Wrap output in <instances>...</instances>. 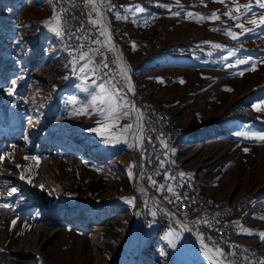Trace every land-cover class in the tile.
<instances>
[{
	"label": "rangeland",
	"instance_id": "rangeland-1",
	"mask_svg": "<svg viewBox=\"0 0 264 264\" xmlns=\"http://www.w3.org/2000/svg\"><path fill=\"white\" fill-rule=\"evenodd\" d=\"M235 3H250L251 11L239 20L224 16ZM103 4L130 62L143 115L155 106L174 113L181 127V141L169 147L164 166L191 174L184 179H193L224 205L237 202L240 246L250 252L249 260L264 259V240L259 236L264 232V143L238 135L264 134V112L253 108L264 103V25L247 22L264 15V9L256 0H228L227 6L216 0H178V4L177 0H103ZM136 6L145 11H128ZM214 11L219 20L197 22L187 16L188 12L209 16ZM54 13L49 0H0V156L4 157L0 205H9L0 207L5 210L0 221V264H94L95 238L102 242L103 264H110L134 205L126 202L132 191L125 179L130 132L126 136L119 132L131 118L106 128L99 123L105 118L91 109L86 114L74 111L90 101L93 80H112L127 101L129 95L113 51L106 48V56L99 52L92 56L95 65L101 61L109 65L99 76L89 72L82 78L83 62L74 63L81 46L83 51L95 49L99 45L93 41L103 38L100 26L89 22V17L96 18L91 6L84 26L64 27L63 37L44 23ZM237 23L250 30L242 32ZM226 30L238 38L232 39ZM217 44L221 47H213ZM241 59L251 63L236 64ZM13 81L14 94L9 95ZM72 98L79 102L75 109ZM109 137L111 141L105 142ZM161 140L167 144L163 136ZM139 176L197 235L194 223L150 184L142 164ZM12 188L16 191L9 196ZM141 209L143 235L128 250L124 264H210L181 234L165 238L179 232L151 201L141 199ZM36 226L47 227L52 234L39 251L40 239L32 234ZM241 226L253 234L242 232ZM215 247L223 249L226 261L246 264L225 246Z\"/></svg>",
	"mask_w": 264,
	"mask_h": 264
},
{
	"label": "snow or ice",
	"instance_id": "snow-or-ice-1",
	"mask_svg": "<svg viewBox=\"0 0 264 264\" xmlns=\"http://www.w3.org/2000/svg\"><path fill=\"white\" fill-rule=\"evenodd\" d=\"M201 2H203V0H201ZM216 2H219L221 4H225L227 6L228 4V0H216ZM86 5H90L92 8V11L96 13V18L93 19L92 17H89V22L93 25H99V34L101 37H103L104 39L101 40H94L93 43L100 45L101 47H107V49L109 51H113L114 50V46L112 45L111 42V36L108 32L107 29V25L104 23V18L103 15L101 13V8L100 5L98 3H96V0H85ZM177 4H178V0H177ZM256 4L259 8L264 9V0H256ZM206 6V5H205ZM252 5L250 3H235L232 7H228L227 11H225L223 13L224 16L229 17L232 20H239L240 16L243 14H246L248 12L251 11ZM111 10V9H109ZM129 12H135L137 14L139 13H143L145 11L144 8L140 7V6H136L134 8L128 9ZM233 13H235V15H233ZM172 15H180L179 12H173ZM187 16L190 18H196L197 22H203L204 20H219L220 19V15L218 14L217 11L212 12L209 16H204V15H198V14H194L192 12H188ZM117 18L119 17V14H117ZM125 19L127 17H124ZM249 24H252L254 26H261L264 25V15H260L258 18L257 17H253L252 19H249L247 21ZM47 26L50 27V30H52L57 36L59 37H63L64 35H66V31L64 29V24H66V22H62V16L59 13H54L53 17L44 22ZM237 28H240L242 30V32H247L250 29L245 28L244 24L242 23H237L235 25ZM227 34L232 38V39H237L238 36L235 32L231 31V30H226ZM133 47H135V45H133ZM213 47L216 48H220L221 45H213ZM83 46H81V51L79 54V58L78 60H75L74 63H81V66L79 68V71L82 75V78L86 77L87 74L90 72L93 75L99 76L101 73V69H107L109 67V65L104 62L101 61V63L99 65H95L94 61L92 59V56L95 55L96 53H100V55H103L102 52H100L99 48H95V49H88L87 51H83L82 50ZM233 55L232 52L228 53V56L231 57ZM228 57H225V59H227ZM117 66H118V74L121 75L122 77H124V79L127 81V88L128 91H133L132 86H131V82L128 79L127 76V66L123 63V60L121 57H117L116 61H114ZM251 63V60H238L236 61V64H249ZM236 64H230L228 65L229 67H235ZM75 71V68L73 69ZM254 70V69H253ZM241 75H243V73H240ZM160 82H163L162 80ZM183 81H181L182 83ZM92 84L94 86V91L90 93L91 99L90 101H88L87 103H83L78 111H74V114H86L88 109H91L92 111L96 112L97 114L103 116L105 119L99 123L103 124L106 128H111L113 126H115L118 121L122 118H128L130 116V114L134 113L135 114V123L132 124H127L125 126H123L122 128L119 129V132L121 135L126 136L130 131L132 132L133 135V139L135 140H140L141 139V133H142V121H143V115L142 113L139 112L138 109H136L135 105H130V102L126 100V98L124 96L121 95V89H118L116 84L113 83L112 80H101L99 83H97L96 80L92 81ZM16 86V82L13 81L12 82V88H10L8 90V94L12 95L14 94V89ZM84 91H88V88H84ZM228 91H230L231 89H227ZM70 103L73 104L74 109L76 108L77 104L79 103L78 101H76L75 98H72L70 100ZM253 108L258 111V112H264V103L259 104V105H253ZM127 109V110H125ZM93 131H96L95 129H93ZM101 135H103L104 133L101 132ZM238 135L244 137V138H248V139H253L256 141H259L261 143H264V134L262 133H254V132H240L238 133ZM111 141V137H109L108 139H106L105 142H110ZM161 145L164 148H167V144L161 140ZM131 146V145H130ZM245 152L248 151L247 148L244 149ZM4 157L0 156V160H3ZM25 159H32L35 160V157H25ZM165 162L163 160L160 161V167L163 168L164 167ZM131 172L129 173V176L131 178ZM191 174H187L184 172H180L179 173V177L181 179H183L185 176H189L190 177ZM22 179L24 177H21ZM164 178L166 180L171 179V180H175L176 177L175 176H169L167 174H165ZM149 181L150 184L153 187H156V190L159 191H163L165 189V187L167 188V191L169 193H171L173 196H175L176 200H180L181 197L180 195H178L175 192V187L172 184H168L167 186L165 185H159L157 186V182L152 179L151 177H149ZM43 187V186H41ZM16 189L12 188L9 192L8 195L11 196L13 194V192H15ZM141 191H143V189H141ZM126 202L131 203L132 200L130 198H126ZM172 202V201H169ZM0 207H9V205L4 204V205H0ZM151 215L153 217H155L156 212H152ZM199 222V221H197ZM205 223H208L207 221H205ZM13 224H15V221H13ZM184 230H187V225H183L182 226ZM241 231L242 232H246L247 234L251 235L253 234L250 230L245 229L241 226ZM168 235H173L178 237L179 233H168L166 234L165 238H168ZM198 238L200 239V244H201V249L204 252V255L208 258V260L210 261V264H231V262H226V254L223 251L222 248L219 247H215V246H209V243L205 242V238L200 234L197 233ZM260 238L262 240H264V232L259 234ZM208 241H211V238H207ZM169 243L175 247V243L172 240H169ZM163 255V253H162ZM232 255H235V253H232ZM246 260V264H264V259H259L256 261H252L249 260L247 257H245Z\"/></svg>",
	"mask_w": 264,
	"mask_h": 264
},
{
	"label": "built area",
	"instance_id": "built-area-1",
	"mask_svg": "<svg viewBox=\"0 0 264 264\" xmlns=\"http://www.w3.org/2000/svg\"><path fill=\"white\" fill-rule=\"evenodd\" d=\"M51 8L55 13L62 16L64 27H81L89 17L88 5L85 0H49ZM166 138L167 148L161 145V139ZM181 127L174 113L160 110L150 106L143 117V132L141 138V163L144 176L151 177L157 185L172 184L175 192L181 199L176 200L175 196L167 191L161 193L171 199V206L178 214L187 216L198 233L209 244L224 243L235 255L234 258L245 260L251 254L240 246L238 240V225L236 217L240 213L237 202L222 204L217 198L206 195L193 179H181L176 168L169 169L160 167V161H164L170 146H175L181 141ZM172 167V166H171ZM165 174L175 176V180L164 178ZM199 221V222H197ZM207 221L208 223H205ZM211 238L209 242L207 238Z\"/></svg>",
	"mask_w": 264,
	"mask_h": 264
},
{
	"label": "bare ground",
	"instance_id": "bare-ground-1",
	"mask_svg": "<svg viewBox=\"0 0 264 264\" xmlns=\"http://www.w3.org/2000/svg\"><path fill=\"white\" fill-rule=\"evenodd\" d=\"M96 3L100 5L101 13L104 18V23L107 25L108 32L111 36V42L112 45L114 46L113 52L115 54V58L117 59V57H121L123 63L127 66V76L131 82L133 91H128L127 81L124 79V77L121 76V78H122V85L129 95L130 105H135L136 109H138L139 112L142 113L143 115V101L138 96V89L136 87L134 78L131 73V65L127 58L126 52L113 32L112 21L109 17L106 8L104 7L103 0H96ZM103 39L104 38L100 40L102 41ZM97 48H99L100 51L105 56L107 55V49H106L107 47H101L99 45ZM130 118H131V123L134 124L135 114L134 113L130 114ZM142 132H143V121H142ZM28 135H29L28 139H30L32 135L30 134ZM141 137H142V133H141ZM128 143L129 146L131 145L128 154L130 166L128 167V169L126 168L127 170L125 172L126 173L125 179L128 182V184H130L132 187V191L128 196L131 198L134 205L130 210L129 222L124 225L119 243L115 246L113 250L112 261L110 264H124L125 260L127 259L130 253L128 252V250L132 249L135 243L138 241V239L143 235L144 216H143V210L141 209V199H147L151 201L157 207V209L171 222V224L175 227V229L179 232V234H181L185 238V241L188 243V246L190 248L195 249L201 256H203L208 262H210L201 249L200 239L198 238V236L194 234V232L188 227V225H187V230H184L182 226L186 225V223L180 220L173 213V211L170 209V207L165 202V200L161 198L153 190H151L148 186L142 184V182L139 181L141 139L138 141L133 139L132 132L130 131ZM85 151L87 153L90 151V149L86 148ZM17 155L18 153L16 154V157ZM130 172L132 174L131 178L129 176ZM141 189H143V191H141ZM39 214L40 217H42V213L40 212ZM4 215H5V210L0 208V221L4 217ZM94 230H98L99 232V228H95ZM32 234H33V238L38 237L40 239L37 248L38 251L39 249L44 247L46 241H48L52 235L49 228L47 227L41 228L40 226H36ZM94 244H95V248L97 249V254L95 256L94 264H103L104 256H103L102 242L100 243L99 241H97V238H95ZM20 253L23 255L27 252L21 251Z\"/></svg>",
	"mask_w": 264,
	"mask_h": 264
},
{
	"label": "trees",
	"instance_id": "trees-1",
	"mask_svg": "<svg viewBox=\"0 0 264 264\" xmlns=\"http://www.w3.org/2000/svg\"><path fill=\"white\" fill-rule=\"evenodd\" d=\"M220 245H223V246H225L226 250L228 249V246H227L226 244H224V243H221ZM210 246H216V244H210ZM228 250H229V249H228Z\"/></svg>",
	"mask_w": 264,
	"mask_h": 264
}]
</instances>
